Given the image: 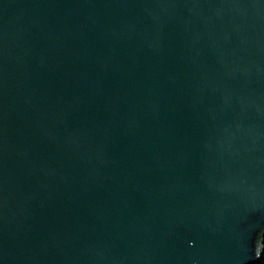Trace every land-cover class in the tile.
I'll return each mask as SVG.
<instances>
[{
    "label": "water",
    "instance_id": "obj_1",
    "mask_svg": "<svg viewBox=\"0 0 264 264\" xmlns=\"http://www.w3.org/2000/svg\"><path fill=\"white\" fill-rule=\"evenodd\" d=\"M264 229V0H0V264H249Z\"/></svg>",
    "mask_w": 264,
    "mask_h": 264
},
{
    "label": "trees",
    "instance_id": "obj_2",
    "mask_svg": "<svg viewBox=\"0 0 264 264\" xmlns=\"http://www.w3.org/2000/svg\"><path fill=\"white\" fill-rule=\"evenodd\" d=\"M258 257L251 261L249 264H264V229L261 230L258 239Z\"/></svg>",
    "mask_w": 264,
    "mask_h": 264
}]
</instances>
